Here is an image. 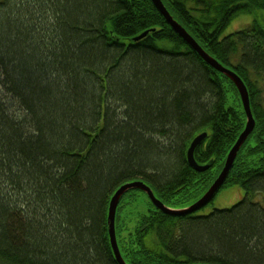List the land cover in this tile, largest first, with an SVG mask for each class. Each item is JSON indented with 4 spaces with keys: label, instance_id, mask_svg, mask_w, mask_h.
I'll return each instance as SVG.
<instances>
[{
    "label": "trees",
    "instance_id": "obj_1",
    "mask_svg": "<svg viewBox=\"0 0 264 264\" xmlns=\"http://www.w3.org/2000/svg\"><path fill=\"white\" fill-rule=\"evenodd\" d=\"M161 2L247 87L255 125L221 187L243 197L168 214L129 189L119 252L127 264H264V0ZM240 13L255 19L221 35ZM165 22L150 0H0V264H117L118 187L142 181L177 210L210 188L245 114L233 83ZM203 130L194 158L210 167L197 172L186 150Z\"/></svg>",
    "mask_w": 264,
    "mask_h": 264
},
{
    "label": "water",
    "instance_id": "obj_2",
    "mask_svg": "<svg viewBox=\"0 0 264 264\" xmlns=\"http://www.w3.org/2000/svg\"><path fill=\"white\" fill-rule=\"evenodd\" d=\"M154 7L157 9L158 12H160L161 16L165 19V23H167L173 30L174 33H177L190 47L192 50H194L199 57L206 62L208 65L213 67L215 70L221 72L222 74L226 75L228 79H230L239 94V98L243 107V110L246 114L247 120H246V126L243 132L240 133L239 137L237 138L236 142L230 148V151L228 152V155L225 160L224 167L222 171L219 174V177L215 180L214 184L204 194L202 199L198 200V202L190 205L189 207L186 208V210L193 211L198 209L199 207L203 206L204 203L211 197L212 193L217 189V187L220 185V181L223 180V178L226 176L228 169L231 166V163L234 159V154L235 151H238L240 145L243 143V141L247 138L248 134L251 133L253 126H254V119L250 110V105H249V98H248V92L246 89V86L244 82L241 80V78L235 73V71L229 69L228 67L223 66L221 63L217 62L215 58H213L211 55H209L207 52H204V49L199 46V44L193 39V37L187 33V31L172 17V15L169 13V11L166 9L164 6L163 2L161 0H150ZM148 31L145 30L142 33L134 36L132 39L134 41L141 39V37H144ZM205 133L202 132L195 136L190 144L189 147L187 148V163L189 167L194 168L196 171H203L207 168V165L201 166V164H198L193 156L194 150L196 146L200 144V142L203 140L205 137ZM132 188H137L138 190L141 189V191H144L148 197L149 201H151L154 206L160 211L164 213H172V214H179L181 213V209L179 210H173L170 209V207L166 206L163 204L159 199H157L151 188L147 186L144 182L142 181H132V182H127L118 189H116L113 194L111 195V198L108 202V208H107V232L109 236V243L112 249V255L114 256L115 261L117 264H127L123 258L121 257V254L119 252L116 238H115V232H114V216H115V210L117 207V204L120 200V197L127 192V190L132 189Z\"/></svg>",
    "mask_w": 264,
    "mask_h": 264
},
{
    "label": "rangeland",
    "instance_id": "obj_3",
    "mask_svg": "<svg viewBox=\"0 0 264 264\" xmlns=\"http://www.w3.org/2000/svg\"><path fill=\"white\" fill-rule=\"evenodd\" d=\"M192 0H186V4L190 5ZM255 19L254 14L250 13H240L237 14L230 20L225 27V30L221 35L231 33L235 30L242 29L250 25ZM256 19L264 25V11L258 12ZM243 194V189L239 185H230L222 188L215 197L213 201L204 209L205 211L210 210L212 207H229L234 202L238 201Z\"/></svg>",
    "mask_w": 264,
    "mask_h": 264
},
{
    "label": "bare ground",
    "instance_id": "obj_4",
    "mask_svg": "<svg viewBox=\"0 0 264 264\" xmlns=\"http://www.w3.org/2000/svg\"><path fill=\"white\" fill-rule=\"evenodd\" d=\"M238 152H239V151H235L234 158H236ZM209 167H210V166L207 165V168H209ZM225 181H226V178H225L224 180L220 181V182L225 183ZM151 204H152V202H151Z\"/></svg>",
    "mask_w": 264,
    "mask_h": 264
}]
</instances>
